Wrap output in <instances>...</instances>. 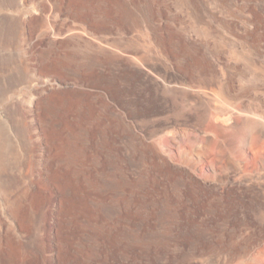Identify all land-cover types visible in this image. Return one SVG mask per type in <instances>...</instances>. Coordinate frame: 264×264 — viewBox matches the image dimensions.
Returning a JSON list of instances; mask_svg holds the SVG:
<instances>
[{
  "label": "rangeland",
  "instance_id": "rangeland-1",
  "mask_svg": "<svg viewBox=\"0 0 264 264\" xmlns=\"http://www.w3.org/2000/svg\"><path fill=\"white\" fill-rule=\"evenodd\" d=\"M0 264H264V0H0Z\"/></svg>",
  "mask_w": 264,
  "mask_h": 264
},
{
  "label": "bare ground",
  "instance_id": "bare-ground-1",
  "mask_svg": "<svg viewBox=\"0 0 264 264\" xmlns=\"http://www.w3.org/2000/svg\"><path fill=\"white\" fill-rule=\"evenodd\" d=\"M70 1H71V0H70ZM75 1H76V0H74V3H75ZM92 1H93V0H91V2H92ZM77 2H78V1H77ZM81 2H82V1H81ZM87 3H88V1H87ZM78 4H79V3H78ZM89 4H90V3H89ZM76 5H77V4H76ZM91 5H92V4H91ZM80 6H82V5H80ZM86 8H87V7H86ZM30 15H31V14H30ZM28 17H30V16H28ZM28 17H27V18H28ZM27 18H26V19H27ZM26 19H25V20H26ZM19 25L21 26V24H19ZM81 36H82V35H81ZM255 41H256V40H255ZM67 128H68V127H67ZM49 135H50V134H49ZM46 136H47V135H46ZM46 136H45V137H46ZM54 136H55V135H54ZM59 136H60V135H59ZM41 137H44V136H41ZM49 139H50V138H49ZM53 139H54V138H53ZM47 141H48V140H47ZM55 155H56V154H55ZM58 156H59V155H58ZM53 177H54V176H53ZM38 194H39V193H38Z\"/></svg>",
  "mask_w": 264,
  "mask_h": 264
}]
</instances>
